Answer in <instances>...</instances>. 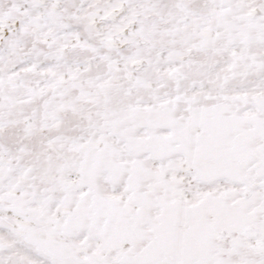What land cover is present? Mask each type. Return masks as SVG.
Masks as SVG:
<instances>
[{
  "label": "snow or ice",
  "instance_id": "obj_1",
  "mask_svg": "<svg viewBox=\"0 0 264 264\" xmlns=\"http://www.w3.org/2000/svg\"><path fill=\"white\" fill-rule=\"evenodd\" d=\"M0 264H264V0H0Z\"/></svg>",
  "mask_w": 264,
  "mask_h": 264
}]
</instances>
